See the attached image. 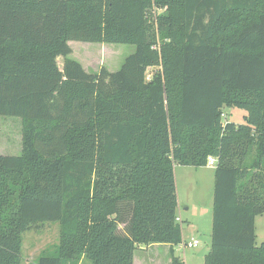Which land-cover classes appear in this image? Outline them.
I'll return each instance as SVG.
<instances>
[{
  "label": "trees",
  "instance_id": "obj_1",
  "mask_svg": "<svg viewBox=\"0 0 264 264\" xmlns=\"http://www.w3.org/2000/svg\"><path fill=\"white\" fill-rule=\"evenodd\" d=\"M70 41L136 49L88 72ZM231 107L245 123L223 121ZM0 116L22 124L21 153L0 154V264L47 222L60 244L37 264H134L151 244L185 264L174 169L209 157L205 264H264V0H0Z\"/></svg>",
  "mask_w": 264,
  "mask_h": 264
},
{
  "label": "rangeland",
  "instance_id": "obj_2",
  "mask_svg": "<svg viewBox=\"0 0 264 264\" xmlns=\"http://www.w3.org/2000/svg\"><path fill=\"white\" fill-rule=\"evenodd\" d=\"M160 12V11H157ZM150 24L155 34L156 47L159 48L161 36L159 34L156 18H151ZM72 53L69 57L79 61L88 72H98L102 67L114 72L117 71L125 58L135 51V45L128 43H97L70 41ZM57 64L63 68V58L57 59ZM157 67H150L147 76H151ZM223 121L245 123L246 111L231 107L226 108ZM22 124L17 117L0 116V154L19 155L22 149ZM175 180L179 211L182 214L183 237L189 242L193 239L199 241L197 247L180 246L177 249L178 256L186 264H205V256L211 248L213 197L215 170L213 167H195L175 165ZM258 235L257 243L264 242V218L256 223ZM60 223L47 222L32 226L25 231L22 238V264H37L42 253L50 252L60 244ZM152 253L160 259H155L154 264H162L167 260L165 251L149 245L138 246L135 251L134 264H151L149 257ZM169 256V255H168ZM79 264H92L83 255ZM153 264V263H152Z\"/></svg>",
  "mask_w": 264,
  "mask_h": 264
},
{
  "label": "crops",
  "instance_id": "obj_3",
  "mask_svg": "<svg viewBox=\"0 0 264 264\" xmlns=\"http://www.w3.org/2000/svg\"><path fill=\"white\" fill-rule=\"evenodd\" d=\"M207 167H213L214 168V170H215V167L214 166H211V165H207ZM177 187V186H176ZM177 189H178V187H177ZM178 195V194H177ZM178 197V196H177ZM179 208H180V206H179V201H178V216H179V218L181 219V222L183 223V218H182V214L180 213V211H179ZM262 218H264V213L263 214H260V215H258L257 216V218H256V223H257V220L258 219H262ZM181 223V224H182ZM183 226V225H182ZM257 229V228H256ZM256 234H257V231H256ZM182 238H183V240H182V242L179 244V245H177V246H174V251H175V254H177V249L180 247V246H183V248L185 249V247H186V240L184 239V237H183V227H182ZM196 239V238H195ZM257 239H258V235H257ZM211 244H212V235H211ZM150 247H151V249L155 246V247H157L159 250H163V251H165V257H166V261H165V263L164 264H171V255H170V252H171V245L170 244H151V245H149ZM169 255V256H168ZM178 256V255H177ZM180 257V256H179ZM181 258V257H180ZM155 259H160V255H158L157 257L152 253V255L149 257V260L154 264V262H155ZM162 261V260H161ZM161 261H160V264H162L161 263ZM151 263V264H152ZM158 264V263H157ZM186 264V263H185Z\"/></svg>",
  "mask_w": 264,
  "mask_h": 264
},
{
  "label": "built area",
  "instance_id": "obj_4",
  "mask_svg": "<svg viewBox=\"0 0 264 264\" xmlns=\"http://www.w3.org/2000/svg\"><path fill=\"white\" fill-rule=\"evenodd\" d=\"M147 78H150V76H147ZM222 115L223 117L225 116L224 113ZM215 163H216V159L214 157H209L208 164L211 166H214ZM198 245H199V241L197 239L192 238V241L186 242V246H189V247H197Z\"/></svg>",
  "mask_w": 264,
  "mask_h": 264
}]
</instances>
